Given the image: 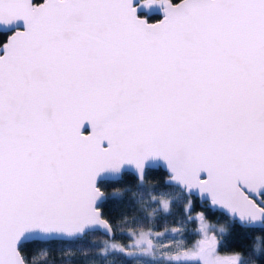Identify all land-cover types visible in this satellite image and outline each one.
<instances>
[{
	"label": "snow or ice",
	"instance_id": "obj_1",
	"mask_svg": "<svg viewBox=\"0 0 264 264\" xmlns=\"http://www.w3.org/2000/svg\"><path fill=\"white\" fill-rule=\"evenodd\" d=\"M0 33V264L95 231L100 255L134 264H264V234L254 259L227 249L193 200L264 230V0H0ZM125 166L146 187V226L100 203ZM161 166L187 199L157 230L173 200L153 191Z\"/></svg>",
	"mask_w": 264,
	"mask_h": 264
},
{
	"label": "trees",
	"instance_id": "obj_2",
	"mask_svg": "<svg viewBox=\"0 0 264 264\" xmlns=\"http://www.w3.org/2000/svg\"><path fill=\"white\" fill-rule=\"evenodd\" d=\"M141 13L145 14L144 11ZM147 14L151 16L159 15L157 11H151ZM0 35H3V33H0ZM148 175L159 181L153 189L154 192L168 193L173 197L170 211L164 212L161 210L153 218L157 230L162 229L165 222L171 226L178 220L183 221L185 216L183 205L187 199L185 194L164 182L166 173L160 167L149 168ZM102 182L109 194L100 203L110 220L115 223L124 216L131 217L135 215L141 219L142 224L147 225L146 214L136 202L140 198V194L147 196V190L144 185L137 184L135 175L130 171L123 170L118 178L103 179ZM114 188L121 189L119 194H111V190ZM134 192L137 193L135 197L133 196ZM193 200L197 210L205 211L210 220L225 223V233L223 234L225 248L243 251L249 258H256L253 251L254 239L258 234H264V230L245 228L239 222L230 220L224 213L211 209L206 203L198 201L195 196H193ZM151 207H156V205L152 204ZM193 223L194 221H190L185 227L193 225ZM106 238L99 231L88 232L73 239L35 241L26 246V251L30 256L36 257V264H134L133 260L119 253L113 252L108 255H100L99 249L102 248V241ZM114 239L125 244L130 239L128 228L126 227L123 232L117 231ZM261 244L264 248V241H261ZM63 249H73L74 254L63 255L61 254ZM142 260L144 264H164L163 261L153 260L150 257Z\"/></svg>",
	"mask_w": 264,
	"mask_h": 264
},
{
	"label": "rangeland",
	"instance_id": "obj_3",
	"mask_svg": "<svg viewBox=\"0 0 264 264\" xmlns=\"http://www.w3.org/2000/svg\"><path fill=\"white\" fill-rule=\"evenodd\" d=\"M151 11H157V9H153V10H151ZM211 222H213V223H215L216 224V226L217 227H223L224 229H225V223H223V222H215V221H213V220H210ZM197 227V224H196V222L194 221V223H193V225H188V226H186V232H185V238L187 239V240H189V241H191V240H193L195 237H194V234H193V229H195ZM161 230V229H160ZM131 237H130V239L125 243V244H127V243H129L130 241H131ZM116 241V240H115ZM118 242V241H117ZM104 246V245H103ZM102 246V247H103ZM143 258H146V257H143ZM142 258V259H143ZM151 258V257H150Z\"/></svg>",
	"mask_w": 264,
	"mask_h": 264
},
{
	"label": "water",
	"instance_id": "obj_4",
	"mask_svg": "<svg viewBox=\"0 0 264 264\" xmlns=\"http://www.w3.org/2000/svg\"><path fill=\"white\" fill-rule=\"evenodd\" d=\"M142 10V9H141ZM140 10V11H141ZM159 13V12H158ZM161 169H163V166H161L160 167ZM123 170H127V171H130L133 175H135L136 176V174H135V171L134 170H132L131 169V167L130 166H125V168L123 169ZM122 170V171H123ZM164 170V169H163ZM121 171V172H122ZM120 172V173H121ZM120 173H116V174H109V175H107V176H105L104 177V179H116V178H118L119 176H120ZM166 173V172H165ZM166 176V175H165ZM193 196H195L196 198H197V200L198 201H200V199H199V197L195 194V193H193ZM207 204V203H206ZM208 206V205H207ZM209 207V206H208ZM212 209V208H211ZM238 222V221H237ZM102 233V232H101ZM104 234V233H103Z\"/></svg>",
	"mask_w": 264,
	"mask_h": 264
},
{
	"label": "flooded vegetation",
	"instance_id": "obj_5",
	"mask_svg": "<svg viewBox=\"0 0 264 264\" xmlns=\"http://www.w3.org/2000/svg\"><path fill=\"white\" fill-rule=\"evenodd\" d=\"M142 11H144V10L142 9L141 12H142ZM157 12H158V10H157ZM205 203H206V202H205Z\"/></svg>",
	"mask_w": 264,
	"mask_h": 264
}]
</instances>
